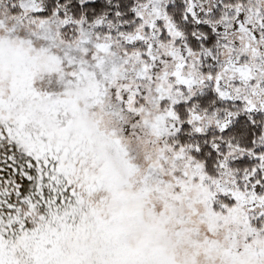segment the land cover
Masks as SVG:
<instances>
[{
    "label": "snow or ice",
    "instance_id": "obj_1",
    "mask_svg": "<svg viewBox=\"0 0 264 264\" xmlns=\"http://www.w3.org/2000/svg\"><path fill=\"white\" fill-rule=\"evenodd\" d=\"M0 264H264V0H0Z\"/></svg>",
    "mask_w": 264,
    "mask_h": 264
}]
</instances>
